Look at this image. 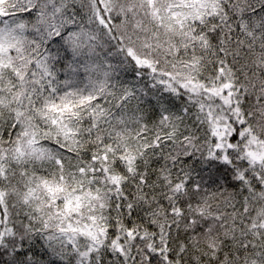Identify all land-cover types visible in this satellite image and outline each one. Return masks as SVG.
I'll return each instance as SVG.
<instances>
[{
  "label": "snow or ice",
  "instance_id": "obj_1",
  "mask_svg": "<svg viewBox=\"0 0 264 264\" xmlns=\"http://www.w3.org/2000/svg\"><path fill=\"white\" fill-rule=\"evenodd\" d=\"M0 264H264V0H0Z\"/></svg>",
  "mask_w": 264,
  "mask_h": 264
}]
</instances>
